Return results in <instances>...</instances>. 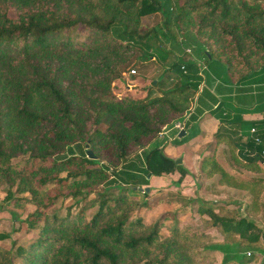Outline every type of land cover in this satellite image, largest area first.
<instances>
[{"label": "trees", "instance_id": "obj_1", "mask_svg": "<svg viewBox=\"0 0 264 264\" xmlns=\"http://www.w3.org/2000/svg\"><path fill=\"white\" fill-rule=\"evenodd\" d=\"M154 14L160 21L144 27ZM149 66L144 96L115 94L116 80ZM199 92L228 161L263 174L264 0H0V187L9 205L34 206L23 221L37 233L14 250L0 245V264H264L254 222L264 218V176L231 174L214 155L200 169L245 191L243 209L197 198L199 218L183 225L132 217L148 208L137 195L151 177L177 173L181 189L189 171L152 143ZM168 196L159 202L187 205ZM61 199L82 204L60 215Z\"/></svg>", "mask_w": 264, "mask_h": 264}, {"label": "rangeland", "instance_id": "obj_2", "mask_svg": "<svg viewBox=\"0 0 264 264\" xmlns=\"http://www.w3.org/2000/svg\"><path fill=\"white\" fill-rule=\"evenodd\" d=\"M159 21L160 15L154 14L145 17L143 25L144 27H150ZM75 36L76 35L74 34L73 37ZM154 68H156V66H149L145 69L135 68L134 74L131 72L124 74L121 80H116L114 82L115 94L124 95V93H126V84H130L132 89H137L132 95L135 96L139 93V89L141 90L144 85L149 83V77L147 76L154 75ZM161 74L162 70H158L155 73L156 78L160 77ZM145 77L147 78L146 81ZM204 126L206 125L201 123L199 128H201L202 133H206L205 138L202 139L203 136L201 137V135H197L196 139H193L196 135H190L187 136V140L182 144L169 145L168 149H163V152L167 156L175 158L176 161L181 160V164L183 163V165L190 170L188 174L189 178L185 182H182V188L179 189L176 185L171 183L172 179L178 176L177 173L174 175L163 176V178L151 177L148 185L149 191L145 194L137 195L139 199H145L147 201L148 208L138 209L136 212L132 213L133 218L139 216L142 217L146 223H154L161 217L166 216V224L168 227H171L176 224L183 225L184 223H188L191 220H197L199 218V214L195 211L196 204L192 202L197 198H201L204 201H225L229 202L230 207L241 205L242 209L244 205L248 203L249 197L245 191L225 185H219L216 181L218 175H215L212 178L205 177L199 167V163L201 165L200 160L202 156L206 153L214 155L226 171L241 177L248 175L264 176V173H250L229 162L225 154L227 149L226 146L224 144L217 145L215 143V131H212L209 126H206L207 129H205ZM175 130L177 131L176 135H179L180 131L178 132L177 129ZM166 142L168 143L169 141ZM161 143V140L157 139L153 142V145H159ZM176 192L183 195L186 201H188L186 206L178 202H159V200H162L164 197H169L168 193L174 194ZM5 195L6 186L3 185L0 187V233H7L9 238L0 240V245L7 249L14 250L19 245H26L27 243L35 240L37 237L35 230H26V223L23 221L26 215L34 209V206L27 205L25 207H13L4 200ZM81 204L75 206L76 204L74 203V200L61 199L56 203L54 209L58 210L60 215H64L69 207L73 208V212H76ZM95 210L96 208L88 210L87 217H90ZM182 211H186L184 213L185 215ZM254 222H257L260 227L264 228V218L262 216L257 219L254 218ZM213 233L216 237H220V233H218L215 229ZM220 261L221 256H218L215 264H220ZM260 263L261 261L254 264Z\"/></svg>", "mask_w": 264, "mask_h": 264}, {"label": "crops", "instance_id": "obj_3", "mask_svg": "<svg viewBox=\"0 0 264 264\" xmlns=\"http://www.w3.org/2000/svg\"><path fill=\"white\" fill-rule=\"evenodd\" d=\"M153 76L154 75L147 76V77H149V83L151 82ZM146 79L147 78L145 77V81H146ZM149 83H147V84H149ZM146 85H144L143 87H145ZM204 86L205 85L202 84L200 86V89L202 90L204 88ZM139 87H141V86H139ZM125 89H126V93L129 92L131 95H133L135 90H137V89H132L130 84H126ZM139 91L141 92L140 89H139ZM144 95H145V92H141L139 96H144ZM219 98H220V96L217 98L218 99L217 101H219ZM210 104L211 103L209 102V100L207 98H205V96L203 94H200V92L197 94L195 101L191 104L190 110L187 112V114L183 118V121L187 124V125L185 124L186 128L184 130L185 131L184 135H196L195 138H193V139H196L197 135H201V137L203 136L202 139L205 138L206 133L205 132L202 133L201 128H199V125L201 123H203V125L209 126L212 129V131H215V133L218 132L219 121L215 117L211 116L207 110H205ZM197 107H200L201 109H203V113L201 115H197ZM261 118H262L261 114H243V119H245V120H259ZM206 126H204L205 129H207ZM205 131H207V130H205ZM176 133H177V131L173 128V124H172L170 126H167L165 129H163V131L159 134V137H157L155 139V141L157 139H160L162 143L159 144V146H161L163 149L164 148L168 149L169 145H173L174 141L179 138V135H176ZM164 139H166V140H164ZM166 141H169L170 143L169 142L167 143ZM212 152H214V151H212ZM207 155H210V154L206 153L202 156V158L204 156H207ZM202 158H201V160H202ZM199 167H200V163H199ZM188 171L190 172V170H188ZM161 178H163V177H161ZM188 178H189V175H187L185 177L183 182H185ZM173 179H175V178H173ZM181 188H182V185H181Z\"/></svg>", "mask_w": 264, "mask_h": 264}, {"label": "water", "instance_id": "obj_4", "mask_svg": "<svg viewBox=\"0 0 264 264\" xmlns=\"http://www.w3.org/2000/svg\"><path fill=\"white\" fill-rule=\"evenodd\" d=\"M155 82H156V81H154V83H155ZM184 134H185V131H184V130L180 131V133H179V137L183 136ZM85 148H86L87 157L90 158V159H94L95 156H94L92 150L89 148V144H88V143L85 145ZM176 163H177V164H180V163H181V160H177ZM149 177H150V175H149ZM135 189H137V188H135ZM139 190H140V191H144V192H148V191H149V187L146 186V187H144V188H139Z\"/></svg>", "mask_w": 264, "mask_h": 264}, {"label": "built area", "instance_id": "obj_5", "mask_svg": "<svg viewBox=\"0 0 264 264\" xmlns=\"http://www.w3.org/2000/svg\"><path fill=\"white\" fill-rule=\"evenodd\" d=\"M131 73L134 74L135 70H131ZM173 125H174V128L177 129L179 132V131H182L184 129L185 123H184V121H181V122L177 121ZM251 131L253 132L254 129H252Z\"/></svg>", "mask_w": 264, "mask_h": 264}]
</instances>
